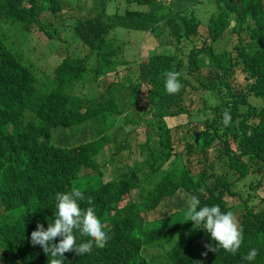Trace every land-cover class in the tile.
Wrapping results in <instances>:
<instances>
[{
  "label": "trees",
  "instance_id": "1",
  "mask_svg": "<svg viewBox=\"0 0 264 264\" xmlns=\"http://www.w3.org/2000/svg\"><path fill=\"white\" fill-rule=\"evenodd\" d=\"M83 1L0 0V264H50L51 256L32 245L31 232L38 222L46 229L54 221L57 193L74 188L109 240L83 256L66 252L57 257L63 264H151L144 253L156 242L164 253L159 264H264V0H205L213 8L207 17L188 16L186 8L166 13L167 0H86L87 17L65 14V2ZM65 22L67 36L58 28ZM36 26L50 39L48 91L47 73L38 78L41 71L18 55L37 48ZM120 29L151 33L172 54L142 56L132 77L115 45ZM168 71L181 74L174 95L165 88ZM239 74L245 87L236 86ZM73 86L76 99L65 91ZM225 111L232 118L227 127ZM89 122L101 125V134L82 140L86 133L78 127ZM133 124L147 126L149 137L140 144L141 161L123 167L122 151L131 150L125 126ZM184 124L189 132L176 138ZM60 130H69L62 134L70 141ZM156 136L160 148L151 146ZM177 139L184 141L180 150ZM194 155L202 165L196 173ZM84 178L90 185L83 186ZM193 195L199 207L240 211L243 241L235 255L223 249L202 255L215 242L187 221ZM152 218L163 226L147 228ZM73 235L77 245L90 239L77 229ZM253 248L255 260L243 259Z\"/></svg>",
  "mask_w": 264,
  "mask_h": 264
},
{
  "label": "rangeland",
  "instance_id": "2",
  "mask_svg": "<svg viewBox=\"0 0 264 264\" xmlns=\"http://www.w3.org/2000/svg\"><path fill=\"white\" fill-rule=\"evenodd\" d=\"M75 1H79V0H75ZM86 1V0H85ZM79 2V4L71 6L70 3L67 4L65 2L64 6V11L66 15H70L71 13L74 14L76 17H79L80 19H83L85 17H87L89 14H91L90 12L92 11L91 7L85 2ZM205 0H176L175 1H169L167 0V3L164 5V11L166 13H169L171 10L174 9H182V8H186L188 9V16H197V17H207L210 13V10L213 9L212 5H207V2L205 3V6L203 5V2ZM196 5L197 9H193L191 11H189L190 9L194 8ZM117 7V5H111V9H115ZM195 7V8H196ZM122 8H124V5H122ZM210 9V10H208ZM123 11V10H122ZM203 13H205V15H203ZM46 20L48 23H54L55 16H47ZM45 22V21H44ZM206 23V22H205ZM62 26V27H61ZM61 26H59L58 28H60V30L62 31L63 36H67L68 35V31H67V23H63L61 24ZM200 33H202L204 36L206 35V32L204 30H207L206 27L200 26ZM33 31L37 37L38 41V46L36 48V46L34 48H26L25 51L22 52V49L20 50L18 55H23V63L27 66H31L32 69L34 70H39L41 72H39L38 74H35V76H37L38 78L42 75L45 74V78L43 80V82L45 81V88L43 89L44 91H48L52 89L53 86V80L50 77L51 73L50 70H48V67H50V63H48V56L51 54L50 48H48V44H50V42H48V39L43 32L41 31V28L39 26H36L33 28ZM201 42V41H200ZM160 42L158 41V39L153 35V34H148L144 33L142 31H129V33H126V30L124 29H120L119 30V36L118 39L115 42V45L117 46V48L119 47V50L117 51L119 56L124 60H127L129 63H131L132 66L128 67L127 69V73H129L132 77H134V75L136 74L137 71H139V69H137L136 62L139 61V59L142 58V56H147V55H156V54H172V49L169 46H165L163 45V47L160 49L161 44H159ZM200 44V43H199ZM198 44V45H199ZM64 46L62 48H60L59 53L62 52ZM45 53V55L43 53ZM88 53V51H87ZM43 61H46V67H44L43 65ZM134 65V66H133ZM127 74V75H129ZM120 75L123 76V72L120 73ZM246 82H245V76L243 74H239L237 79H236V86H241V87H245ZM73 88H77L76 86H73L71 88L66 89L65 91L67 93H69L71 95V97L73 99H76V97L72 94L71 90ZM146 95L147 89L145 88L144 90ZM85 93H87L85 91ZM124 99H126V97H123ZM121 103H125L127 104L126 101H122ZM189 105V102L187 101V104ZM127 114L125 113L124 116H126ZM122 121L121 117L119 116L117 123L114 124L115 127H117L118 123ZM94 124V123H93ZM189 124V123H188ZM97 125V124H96ZM96 125L94 124V126L92 125V123H87L85 125L78 127L80 132H85L86 136L82 138L83 139H93L98 137L101 134V131L98 130L101 129V125H98L96 127ZM105 126V125H104ZM191 125H181L180 128L175 129V137L179 138L182 135H184L187 131L189 132V127ZM75 128V127H74ZM69 129V130H73ZM105 129V127H103ZM102 128V129H103ZM106 128H110V126H106ZM67 130V131H69ZM125 130H126V134L128 137V144L129 146H131V150L129 148H125L121 153H122V166L126 167L128 165H130V163H139V161H141V153H140V144L143 142H146V140L149 137V128L147 126H143V125H137V124H133V125H127L125 126ZM67 131H57V135H62L66 138V140H69V136L67 135V137L62 134V133H66ZM76 133V134H78ZM63 137V138H64ZM80 137H74L73 139H71V141L73 143H77L78 139ZM183 140L177 139L176 143H177V148L180 150L183 147ZM63 145H65L64 143H61ZM151 146L153 148H160L161 147V141H160V137L156 136L155 138H153L151 140ZM133 155V157H130V155ZM210 155H214V151L210 152ZM114 158V162H112L111 168H112V173L114 174H118V170L121 171V165H117V160L115 158H117V155H113ZM192 165L191 166L193 168V172H199L202 170V165L199 161L196 160V157L194 155V157L192 158ZM253 171H257V170H261L260 165L254 166ZM258 172V171H257ZM264 173V172H263ZM254 178V176H250L249 177ZM83 186L86 187L89 184V180L87 178H84L83 180ZM261 181H262V185H264V179L261 177ZM85 184V185H84ZM259 189H261V187H259ZM264 191L260 192V194H262ZM130 198L129 197H125V199L123 200V202L121 203V206H123ZM133 199V198H131ZM230 201H232L233 199H229ZM236 200L234 199L233 203H235ZM239 213L240 211L237 210V212L234 214L238 220L239 217ZM155 219H151L148 227L149 229H155L158 227L163 226V223L160 219H157V221H154ZM147 252L144 253V255L147 257V259L149 260V262L151 264H159L161 263V257L163 256V250H161L160 244L159 242H156L154 244H151V246H147L146 247Z\"/></svg>",
  "mask_w": 264,
  "mask_h": 264
},
{
  "label": "clouds",
  "instance_id": "3",
  "mask_svg": "<svg viewBox=\"0 0 264 264\" xmlns=\"http://www.w3.org/2000/svg\"><path fill=\"white\" fill-rule=\"evenodd\" d=\"M179 72L168 71L165 73V88L169 95L177 94L182 84L179 81ZM231 115L225 111L222 122L225 127L231 122ZM84 193L74 188L70 192L57 193L55 219L49 222L45 229L42 223L31 232V243L33 246L40 245L48 256H51L50 264H63V260L57 257H64L66 252L74 251L77 255L83 256L91 253L93 246L103 248L109 240L105 226L95 215L94 209L88 207L82 210L78 201L85 200ZM92 198H87L91 204ZM200 199L191 196L188 199L186 211L187 221H193V228H203L211 236L215 244H205L207 251L202 255L207 256L208 251L217 252L223 249L235 255L243 241V231L236 216L231 212H222L218 205L199 207ZM199 207V210H198ZM74 229L79 230L81 236L89 237L87 242L77 245ZM57 238L59 242L57 243ZM258 255L257 249H251L243 259L251 262Z\"/></svg>",
  "mask_w": 264,
  "mask_h": 264
},
{
  "label": "bare ground",
  "instance_id": "4",
  "mask_svg": "<svg viewBox=\"0 0 264 264\" xmlns=\"http://www.w3.org/2000/svg\"><path fill=\"white\" fill-rule=\"evenodd\" d=\"M128 214V213H127Z\"/></svg>",
  "mask_w": 264,
  "mask_h": 264
}]
</instances>
